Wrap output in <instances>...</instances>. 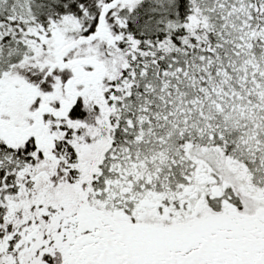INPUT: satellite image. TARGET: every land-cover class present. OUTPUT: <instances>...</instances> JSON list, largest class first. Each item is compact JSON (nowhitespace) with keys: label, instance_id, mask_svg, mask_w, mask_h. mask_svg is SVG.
Instances as JSON below:
<instances>
[{"label":"snow or ice","instance_id":"snow-or-ice-1","mask_svg":"<svg viewBox=\"0 0 264 264\" xmlns=\"http://www.w3.org/2000/svg\"><path fill=\"white\" fill-rule=\"evenodd\" d=\"M0 264H264V0H0Z\"/></svg>","mask_w":264,"mask_h":264}]
</instances>
